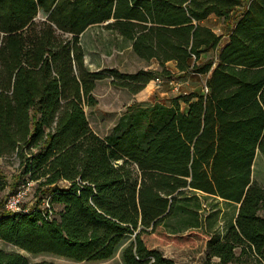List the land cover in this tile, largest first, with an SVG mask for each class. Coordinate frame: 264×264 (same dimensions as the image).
I'll list each match as a JSON object with an SVG mask.
<instances>
[{"label":"trees","instance_id":"obj_1","mask_svg":"<svg viewBox=\"0 0 264 264\" xmlns=\"http://www.w3.org/2000/svg\"><path fill=\"white\" fill-rule=\"evenodd\" d=\"M215 15L228 39L204 21ZM157 68L95 70L84 37ZM212 52L211 56L203 54ZM206 76L207 92L127 106L111 133L91 126L99 80L135 94L157 77ZM264 0H0V189L33 181L27 212L0 197V240L30 253L123 264H264ZM8 194V195H9ZM236 205L223 227L204 196ZM217 259V260H216ZM0 264L30 262L0 247Z\"/></svg>","mask_w":264,"mask_h":264},{"label":"rangeland","instance_id":"obj_2","mask_svg":"<svg viewBox=\"0 0 264 264\" xmlns=\"http://www.w3.org/2000/svg\"><path fill=\"white\" fill-rule=\"evenodd\" d=\"M214 28L217 29L219 34L223 35V42L228 39L229 28L224 25L223 19L219 18L213 22ZM84 43L87 47L86 61L92 69L101 70L107 67H116L121 71L135 72L141 68H157L159 65L156 62H146L138 59L130 50L118 51L115 50L110 54H107L101 49L97 41V35L95 29L91 30V34L84 37ZM212 52L204 53V57L211 56ZM170 62L168 66L171 67ZM186 75V76H185ZM172 75L171 78L178 82H184L180 91L187 90V87L199 88L204 92L206 84V76L196 75ZM164 78V77H162ZM150 83V82H149ZM174 89V85L165 83L160 88L155 87L150 96L144 95V88L139 92L133 94L128 90L120 87H116L111 83V77L106 76L98 81L94 90V95L98 100V103L94 106H86V114L91 126L101 136L105 137L111 133L113 127L126 110L127 106L135 102H151L152 101H167L178 94ZM157 99V100H156ZM15 164L5 160L0 156V168L7 172H12ZM252 178L258 183L264 185V155L260 152L257 153L252 167ZM10 192V188L6 187L0 189V197H7ZM204 204L206 206V214H210V220L215 223L216 227H223L226 217L232 215L235 212L236 205L231 204L223 199L216 198L211 195H205ZM33 201V195H30L27 202ZM0 247L7 250L20 251L30 262H55L59 264H123L119 254L111 259H107L100 262L92 261H76L64 256L50 254V253H30L17 248L15 245L9 242L0 240ZM163 253L165 256L174 259L177 264H204L205 252H198L194 249L176 244H169L163 247ZM217 260V259H216ZM245 264V263H239Z\"/></svg>","mask_w":264,"mask_h":264},{"label":"built area","instance_id":"obj_3","mask_svg":"<svg viewBox=\"0 0 264 264\" xmlns=\"http://www.w3.org/2000/svg\"><path fill=\"white\" fill-rule=\"evenodd\" d=\"M192 74H195L194 72H190ZM155 81L157 83H163L167 82L172 85H174V89L177 91H180L181 86L184 84V82H178L173 78H162L157 77L155 78ZM204 92L208 91V87L205 84ZM34 186L33 181H28L26 183H23L20 185L15 191L10 193L5 201V209L10 213H17V212H27L29 210L27 206V199L31 195L32 188Z\"/></svg>","mask_w":264,"mask_h":264},{"label":"crops","instance_id":"obj_4","mask_svg":"<svg viewBox=\"0 0 264 264\" xmlns=\"http://www.w3.org/2000/svg\"><path fill=\"white\" fill-rule=\"evenodd\" d=\"M220 17H217V16H215V15H212V16H210L208 19H206L205 21H204V23L206 24V25H208V26H210L214 31H216L217 32V29H215L214 27V25H213V22L214 21H216V19H219ZM120 52V51H119ZM122 52V51H121ZM170 63H172L171 64V69H172V73L175 75V76H178V75H185V73L184 74H182V73H180V72H178L177 71V69H176V66H175V63L173 62V61H170ZM187 74H190V76H196V74H192V73H187ZM186 76V75H185ZM165 83H167V82H163V83H157L156 81H155V79H152L151 81H150V83H147V85L144 87V95L145 96H150L151 95V93H152V91L155 89V87H158V88H160L161 87V85H163V84H165ZM188 89L187 90H184V91H180V92H178V94H181V93H187V92H190V91H199V92H201L200 90H199V88L197 87V88H194V87H187ZM177 94V95H178ZM157 100V99H156ZM152 101V100H151ZM157 101H161V100H157Z\"/></svg>","mask_w":264,"mask_h":264}]
</instances>
